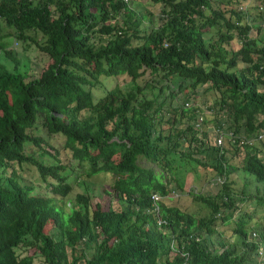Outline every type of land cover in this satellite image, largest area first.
Segmentation results:
<instances>
[{"label": "trees", "instance_id": "trees-1", "mask_svg": "<svg viewBox=\"0 0 264 264\" xmlns=\"http://www.w3.org/2000/svg\"><path fill=\"white\" fill-rule=\"evenodd\" d=\"M151 1L143 26L126 0H0V264H264V0ZM9 37L39 49L37 72ZM54 136L79 180L110 176L103 199L86 186L63 208L74 167ZM197 164L220 185L187 191L204 213L165 199Z\"/></svg>", "mask_w": 264, "mask_h": 264}, {"label": "rangeland", "instance_id": "rangeland-1", "mask_svg": "<svg viewBox=\"0 0 264 264\" xmlns=\"http://www.w3.org/2000/svg\"><path fill=\"white\" fill-rule=\"evenodd\" d=\"M129 2L130 6L134 7L138 12H142L145 16L143 18V23L142 25H147L149 22L147 21L148 19H153L157 20L159 17V4L154 3L151 0H126ZM255 0H252L254 2ZM8 48L12 49L14 53L20 58L21 64H20V70L25 71V72H37L40 69V66L44 62V57L43 54L39 51V49L34 45L31 44L30 46H27V48H23V45L20 41H17L13 39L12 37L8 38ZM233 45L236 47L237 43H233ZM0 59L4 61L9 68H13L14 62L8 58L4 57L3 53L0 55ZM127 80L123 76H119L117 78L111 79L110 82L107 84L108 86L113 85L114 83H119L122 86H126ZM204 86H199L197 87L195 93V96H193L195 101L199 104L202 105L205 109L207 108V105L211 103L214 93L211 90H204ZM97 87V86H95ZM101 91V88H97L95 90L96 94H99ZM188 93H191L190 89H187ZM184 91L179 92V95L177 97H174L173 101L174 102H180L181 98L183 97ZM194 95V94H193ZM189 104H191V100H189ZM212 126V122L208 123V127ZM209 130V139L211 140L214 135L213 131ZM51 143H56L57 147L59 149V155L62 158L63 162H65L67 165L70 167H74V173L72 174V177L69 179L71 183V191L67 194L65 197L64 201L62 202L63 208L67 210V205L69 204L68 200H70V203L74 202L75 194L76 192L82 191L83 189H89L90 192L93 195V201L96 200H101L106 196L107 193L105 191L108 189V184L110 183V176L105 175V174H98V175H93L92 177H85L86 180L83 182L82 180H79V177L77 174L81 172V167L78 164L76 160L71 158L70 156V151L68 148H65L62 146L64 139L62 136H54L51 140ZM29 149H35L34 152L35 154H38L39 149H37L35 146H29ZM187 148V146L185 147ZM47 156V155H46ZM48 160H51L52 157L51 155L47 157ZM236 160V159H235ZM143 165H150V161L147 159H141L140 161ZM198 165V164H197ZM18 170L19 178L21 179L22 182L24 183H30L34 185V190L40 191L47 193L49 187L47 184L41 180L40 176L38 175V171L34 168L33 165H24L23 168L16 167ZM196 170L199 171L197 179L194 177L192 171H188L185 174V190L182 191V194L179 195L177 191L174 194L172 198H167L165 199L169 201L171 204H176L180 206L183 209H186L188 211H193V212H199V213H204L206 212V208L200 205L199 202L193 200L192 196L188 194L187 191L190 189H196V183H199L201 185V189L205 192H211L215 193L218 191L220 185L215 182L216 177L214 174V171H212L210 168H203L202 166L198 165ZM197 181V182H196ZM196 182V183H195ZM87 183V184H86ZM174 183V182H173ZM172 183V184H173ZM58 203H61L59 200L56 199ZM115 204V201H113ZM31 252V250L29 251ZM35 260L37 261L38 258L35 256Z\"/></svg>", "mask_w": 264, "mask_h": 264}, {"label": "built area", "instance_id": "built-area-1", "mask_svg": "<svg viewBox=\"0 0 264 264\" xmlns=\"http://www.w3.org/2000/svg\"><path fill=\"white\" fill-rule=\"evenodd\" d=\"M153 196H154L155 198L157 197V195H155V194H154Z\"/></svg>", "mask_w": 264, "mask_h": 264}]
</instances>
